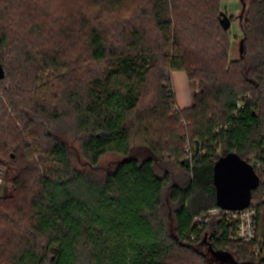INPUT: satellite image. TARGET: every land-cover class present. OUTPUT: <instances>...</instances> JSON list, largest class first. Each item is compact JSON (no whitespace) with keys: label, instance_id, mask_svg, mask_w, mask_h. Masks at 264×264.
Instances as JSON below:
<instances>
[{"label":"trees","instance_id":"trees-1","mask_svg":"<svg viewBox=\"0 0 264 264\" xmlns=\"http://www.w3.org/2000/svg\"><path fill=\"white\" fill-rule=\"evenodd\" d=\"M222 2L0 0V162L16 172L0 197V264H194L184 252L264 264V170L252 162L264 167V0L239 17L236 61ZM176 72L200 81L184 109ZM230 153L260 178L250 242L234 239L236 222H196L222 209L214 166ZM170 162L190 175L185 189Z\"/></svg>","mask_w":264,"mask_h":264},{"label":"rangeland","instance_id":"rangeland-1","mask_svg":"<svg viewBox=\"0 0 264 264\" xmlns=\"http://www.w3.org/2000/svg\"><path fill=\"white\" fill-rule=\"evenodd\" d=\"M252 0H246V4H249ZM243 5L241 0H223L221 10L226 12L228 15L234 17V21L231 29L229 30V39H230V49L228 53V57L230 61H236L240 59V44L244 39V33L241 27V20L239 19L242 13ZM244 47V45H243ZM173 88L176 95V107L178 109H184L185 106H189L191 102L193 103V96L195 93L200 91V81L199 79L190 80L185 72H176L173 73ZM190 107V106H189ZM72 152L75 157V161L77 166L80 169L85 167V161L78 154L77 145L75 143H71ZM221 151L219 152V154ZM254 158V157H253ZM106 160V159H105ZM104 160V161H105ZM107 163L104 165L105 167H110V161H113L112 158H107ZM253 165H256L263 172L264 167L260 162L253 159ZM165 168L169 169L172 177V185H179L182 189L187 187L188 181L190 180V175L183 169V167L177 162H170L165 166ZM162 173V171H161ZM16 175L14 169L10 168L7 160L0 162V177L2 178V183H0V197L7 195L12 190V179ZM171 186L168 185V189ZM164 219L168 227L172 228L175 224L174 221V209L178 206L176 201L172 200L170 195V191L167 190L165 196V205H164ZM207 243H203L199 249L204 252H207ZM188 256V261L194 264H201V262L195 258V256L190 253H183ZM210 258V257H209ZM186 264V262H183Z\"/></svg>","mask_w":264,"mask_h":264},{"label":"water","instance_id":"water-1","mask_svg":"<svg viewBox=\"0 0 264 264\" xmlns=\"http://www.w3.org/2000/svg\"><path fill=\"white\" fill-rule=\"evenodd\" d=\"M242 1L243 10L246 2ZM220 23L225 31L232 27L231 16L220 13ZM244 51L243 41L240 44L241 54ZM5 77V71L0 65V79ZM199 148V142L197 141ZM214 182L216 187L217 205L225 210H244L251 205L252 190L260 185V178L253 165L243 160L237 153L221 157L214 166Z\"/></svg>","mask_w":264,"mask_h":264},{"label":"built area","instance_id":"built-area-1","mask_svg":"<svg viewBox=\"0 0 264 264\" xmlns=\"http://www.w3.org/2000/svg\"><path fill=\"white\" fill-rule=\"evenodd\" d=\"M189 151V148H188ZM0 183L2 178L0 177ZM207 216V217H206ZM206 216L196 219V222L207 221L209 216H218L221 220L227 219L237 223L236 234L234 239H239L244 242H250L254 239L256 234V205L252 204L244 210H225L213 209L210 210ZM206 217V219H205Z\"/></svg>","mask_w":264,"mask_h":264},{"label":"crops","instance_id":"crops-1","mask_svg":"<svg viewBox=\"0 0 264 264\" xmlns=\"http://www.w3.org/2000/svg\"><path fill=\"white\" fill-rule=\"evenodd\" d=\"M192 105V102H191V104L189 105V106H191ZM189 106H187V107H189ZM186 106H185V108H187Z\"/></svg>","mask_w":264,"mask_h":264}]
</instances>
